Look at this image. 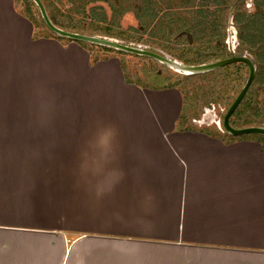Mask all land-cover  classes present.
<instances>
[{
	"label": "crops",
	"instance_id": "1",
	"mask_svg": "<svg viewBox=\"0 0 264 264\" xmlns=\"http://www.w3.org/2000/svg\"><path fill=\"white\" fill-rule=\"evenodd\" d=\"M28 21L0 0V51L57 42L33 44ZM74 48L41 72L82 108L87 166H0V264H264V142L176 126V112L151 127L152 97L181 110L178 87L136 84L120 55Z\"/></svg>",
	"mask_w": 264,
	"mask_h": 264
},
{
	"label": "rangeland",
	"instance_id": "2",
	"mask_svg": "<svg viewBox=\"0 0 264 264\" xmlns=\"http://www.w3.org/2000/svg\"><path fill=\"white\" fill-rule=\"evenodd\" d=\"M15 1L17 11L33 24V27L26 24L29 30L33 29L34 40L32 41L37 40L33 44L44 43L45 45L38 47L40 50L33 54L34 57H29L27 54L29 45H31L27 41L23 45L25 49L21 54L12 49L13 44H9L8 52L0 51V57L2 58L0 60V81L3 80V85L9 83V90L3 92L8 96H0V103H4L0 106V166H87L84 163L83 144L85 145L88 140L87 138L84 139L82 135L84 128L82 113L80 112L82 108L79 105H71L75 100L66 98V89L70 86L68 82V87L64 88L63 78L60 81H56L57 79L50 81L48 79L49 74H42L41 72L46 63H49L54 65L58 74L59 69L65 67V65L62 66L61 57L65 58L66 54H69L72 50L71 53L75 56V48L72 49L75 42L80 44L81 47H86L84 44L79 43L80 41L61 37L49 29L34 0ZM64 3L66 2L59 3L60 10L67 8L68 5L65 6ZM245 6L249 12L253 10L251 0H248ZM46 10L48 15L52 13L51 7L49 9L46 7ZM128 19L130 20L131 16ZM129 26L128 22H123L119 27L120 30H118L124 34L123 38L105 34L98 36H105L127 44L155 50L185 64H188V59L190 61L203 60V63H208L234 54L246 55L252 58L256 64V75L248 90L250 91L249 100L243 105H239L241 109L238 108L240 109L238 114L231 116L230 123L232 126L240 128L247 125L243 124L246 118H251L253 121L259 119L254 122L264 120V105L260 101V96H256L253 104H251L250 98L257 87L264 86V72L260 69L261 65L257 57L250 50L239 47L237 28L231 15L228 24L225 25L224 41H219L218 37L210 36V34L207 36L209 31H205L199 41L191 45H188L184 38L165 41L155 35L156 32L143 33L142 31L129 29ZM43 37L54 39L57 42L46 43L40 41V43H37ZM139 37L141 41H137ZM88 44L93 45L92 47L87 45L86 48L92 50L93 62L98 60L95 59V56L101 57L109 50L105 47H102L104 49L95 47V44L89 42ZM218 44L220 48L224 45L223 52L225 54L215 58L210 53L215 50L214 46ZM18 54L25 55V60L19 59ZM110 54L120 55L122 60L119 59L122 64L124 60L126 61L123 67L125 76L129 81L150 88L178 87L182 101L181 110L171 108L172 104L166 100L165 96H153L152 99H157L154 104L155 108H152L149 117L145 116L143 118L149 119V126H154L151 118L157 120L166 111L169 114L176 112V114H179L176 126H185L191 129H195L194 126H196L202 130H209L210 133L215 131L223 134L226 139L251 136L258 137L264 142V137L255 133L231 135L224 130L222 125L226 110L248 78L249 68L245 63H232L205 73L185 74L148 56L117 51ZM56 59L61 61L57 62ZM208 59L212 60L207 61ZM54 61L59 65L53 64ZM193 63L189 64L195 65ZM47 66L49 65L47 64ZM54 74L55 72L51 75L54 76ZM43 79H46V83H42ZM42 86L43 90L41 92L40 88ZM2 88L3 86L1 90ZM47 88L51 92H47ZM262 98L263 95H261ZM76 102L80 104V100ZM140 123L142 124V121ZM259 126H264V124H259Z\"/></svg>",
	"mask_w": 264,
	"mask_h": 264
},
{
	"label": "trees",
	"instance_id": "3",
	"mask_svg": "<svg viewBox=\"0 0 264 264\" xmlns=\"http://www.w3.org/2000/svg\"><path fill=\"white\" fill-rule=\"evenodd\" d=\"M45 6L51 7L50 18L52 22L65 30L90 35L105 34L113 37H124L119 27L123 22H128L129 29L135 31L156 32L155 35L163 40L184 38L188 45L193 44L202 37L205 31L210 36L218 37L224 41L225 25L228 24L230 15L237 28L239 47L250 50L261 65L264 72V0H251L253 10L248 11L245 4L248 0H42ZM64 3L67 8L60 10L59 3ZM24 14V13H23ZM131 16L129 20L128 17ZM227 27V26H226ZM119 29V30H118ZM203 31V32H202ZM154 35V36H155ZM141 41V38H137ZM129 40V38H127ZM87 48L88 42L80 41ZM223 43V42H221ZM221 46V45H220ZM95 47H105L108 52L101 57H107L113 51L125 53L114 48L95 44ZM224 45L214 46L212 57L224 56ZM225 48V47H224ZM91 50L90 48H88ZM104 49V48H102ZM92 51V50H91ZM112 51V52H111ZM110 52V53H109ZM109 53V55H108ZM127 53V52H126ZM101 57L95 56V59ZM208 59L207 61H211ZM96 61V60H94ZM125 60L124 63L125 64ZM188 64L203 63V60L190 61ZM264 78V75H263ZM259 79V78H258ZM248 91L243 105L249 100ZM264 105V86H259L251 94V104L256 96ZM261 95L263 98L261 99ZM249 103V102H248ZM240 105V106H241ZM240 106L238 108H240ZM234 112L238 114L240 109ZM254 120V121H258ZM246 118L243 124L259 126L264 120L254 122ZM246 125V126H247ZM259 135V134H258ZM263 136V135H259ZM264 137V136H263ZM263 141V140H262Z\"/></svg>",
	"mask_w": 264,
	"mask_h": 264
},
{
	"label": "water",
	"instance_id": "4",
	"mask_svg": "<svg viewBox=\"0 0 264 264\" xmlns=\"http://www.w3.org/2000/svg\"><path fill=\"white\" fill-rule=\"evenodd\" d=\"M34 2L37 4L40 10V13L42 15V18L45 24L48 26V28L61 37H65V38H68L74 41H83V42H89V43L97 44L101 46H106V47L114 48L116 50L124 51V52L131 53V54L148 56L164 64H167L171 68L179 72H183L185 74L205 73V72H209L212 70L222 68L232 63H237V62L245 63L249 68L248 78L244 86L238 93V95L235 97L233 102L230 104V106L226 110L223 116V119H222V125L226 132L234 136L242 135V134H251V133L264 136V126L253 125V126H245V127L238 128V127L232 126V124L230 123L231 116L234 114L236 109L239 107V105L243 101L245 95L247 94L249 88L251 87L254 81V78L256 75V64L252 58L246 55H235L234 54L232 56L218 59L215 61H211L208 63L195 64V65L185 64L179 60L172 59L169 56L159 53L155 50L146 49L138 45L127 44L125 42L118 41L116 39L105 37V36L102 37L98 35L83 34V33L72 32V31H68L63 28H60L56 26L50 19L43 1L34 0Z\"/></svg>",
	"mask_w": 264,
	"mask_h": 264
}]
</instances>
